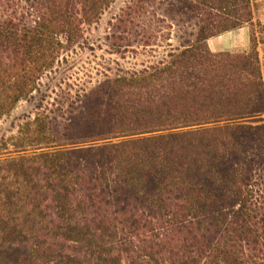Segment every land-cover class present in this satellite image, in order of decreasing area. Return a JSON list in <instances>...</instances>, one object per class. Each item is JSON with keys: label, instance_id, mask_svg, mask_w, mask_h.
I'll return each mask as SVG.
<instances>
[{"label": "trees", "instance_id": "trees-1", "mask_svg": "<svg viewBox=\"0 0 264 264\" xmlns=\"http://www.w3.org/2000/svg\"><path fill=\"white\" fill-rule=\"evenodd\" d=\"M115 1L0 0V264H264V64L207 45L252 0H122L140 68Z\"/></svg>", "mask_w": 264, "mask_h": 264}, {"label": "rangeland", "instance_id": "rangeland-1", "mask_svg": "<svg viewBox=\"0 0 264 264\" xmlns=\"http://www.w3.org/2000/svg\"><path fill=\"white\" fill-rule=\"evenodd\" d=\"M122 0H116L114 4L107 10L97 24H95L89 33L90 42L95 44H100L101 47L95 50L94 55L97 58H91L93 60H97L96 62H100L103 59L110 61H117L124 68H140L142 62L146 60H153L154 58L146 57L142 54H128L125 58H120L119 55L110 54L106 52V48L102 43V36L104 35V31L107 27V22L110 17L117 11L120 6ZM253 5L255 7V15L256 18L263 25V29H259L258 27L251 28L250 26H244L239 29H235L229 32L222 33L216 37L210 38L207 40V45L211 51H221V50H243L248 49L250 42V34L253 33L256 39V46L259 56L264 64V0H252ZM174 43L173 40H171ZM164 48H159L157 54V58H160L161 53ZM91 54L88 51L83 53V61L87 62V66L89 60L86 57H89ZM28 110L27 105L24 103L19 104L10 114V116L5 117L1 121V126L3 129H7L12 121L18 118L22 113Z\"/></svg>", "mask_w": 264, "mask_h": 264}]
</instances>
